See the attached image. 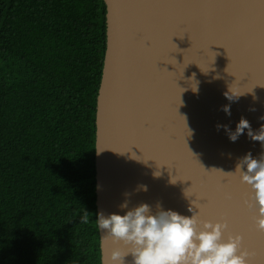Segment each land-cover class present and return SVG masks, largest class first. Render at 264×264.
Segmentation results:
<instances>
[{"label": "water", "instance_id": "1", "mask_svg": "<svg viewBox=\"0 0 264 264\" xmlns=\"http://www.w3.org/2000/svg\"><path fill=\"white\" fill-rule=\"evenodd\" d=\"M103 1L97 214L124 215L146 203L153 213L159 204L183 216L198 213L202 222L226 221L222 239L241 235L249 264H264L253 190L230 173L249 152L259 159L264 144L247 129L235 142L217 129L234 132L241 117L254 133L264 125V0ZM229 89L240 96L228 100ZM104 234L99 229L101 264H112V250L127 249Z\"/></svg>", "mask_w": 264, "mask_h": 264}, {"label": "trees", "instance_id": "2", "mask_svg": "<svg viewBox=\"0 0 264 264\" xmlns=\"http://www.w3.org/2000/svg\"><path fill=\"white\" fill-rule=\"evenodd\" d=\"M106 12L103 0H0V264H101Z\"/></svg>", "mask_w": 264, "mask_h": 264}, {"label": "clouds", "instance_id": "3", "mask_svg": "<svg viewBox=\"0 0 264 264\" xmlns=\"http://www.w3.org/2000/svg\"><path fill=\"white\" fill-rule=\"evenodd\" d=\"M224 95L230 101L240 96L230 89ZM222 110L231 115L230 105L223 106ZM260 119L264 120V116ZM220 128H224L232 142L247 129L252 140L264 144V125L254 133L244 117H241L234 132L227 125L218 124L217 129ZM230 173H238L241 182L253 190L258 211L256 227L264 232V154L255 159L251 152L247 153L236 164L235 172ZM144 190H147L146 186ZM120 207L128 209V203ZM97 216L98 227L105 233L103 237L111 238L113 243H122L127 249H113L110 257L112 264H125L128 255L132 257L131 264H249L250 253L242 250L241 235H229L226 241L222 239L223 232L228 228L226 221L202 222L198 213H193L191 217L183 216L172 210L165 211L159 204L153 213L146 203L127 210L124 215L112 213L105 216L100 212ZM82 219L88 223L89 213L86 212Z\"/></svg>", "mask_w": 264, "mask_h": 264}]
</instances>
